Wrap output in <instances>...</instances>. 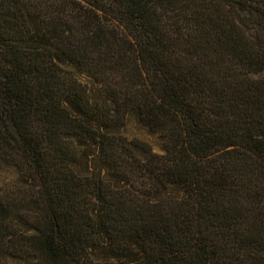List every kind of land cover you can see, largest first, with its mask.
<instances>
[{
  "label": "trees",
  "instance_id": "obj_1",
  "mask_svg": "<svg viewBox=\"0 0 264 264\" xmlns=\"http://www.w3.org/2000/svg\"><path fill=\"white\" fill-rule=\"evenodd\" d=\"M0 172V264H264V0H0Z\"/></svg>",
  "mask_w": 264,
  "mask_h": 264
},
{
  "label": "rangeland",
  "instance_id": "obj_2",
  "mask_svg": "<svg viewBox=\"0 0 264 264\" xmlns=\"http://www.w3.org/2000/svg\"><path fill=\"white\" fill-rule=\"evenodd\" d=\"M128 128L131 134L139 135L142 138L148 139L153 142H157L156 138L150 136L147 131L141 130L135 123L129 124ZM8 175H9L8 173L0 172V180L5 179L6 177L10 178L11 176H8Z\"/></svg>",
  "mask_w": 264,
  "mask_h": 264
}]
</instances>
